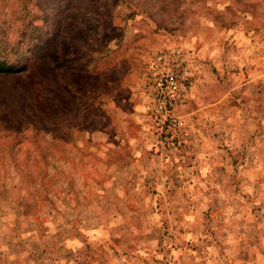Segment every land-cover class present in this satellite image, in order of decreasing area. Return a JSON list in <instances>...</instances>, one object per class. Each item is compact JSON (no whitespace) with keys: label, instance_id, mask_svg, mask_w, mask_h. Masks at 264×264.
Listing matches in <instances>:
<instances>
[{"label":"rangeland","instance_id":"1","mask_svg":"<svg viewBox=\"0 0 264 264\" xmlns=\"http://www.w3.org/2000/svg\"><path fill=\"white\" fill-rule=\"evenodd\" d=\"M0 59V264H264V0H0Z\"/></svg>","mask_w":264,"mask_h":264},{"label":"built area","instance_id":"2","mask_svg":"<svg viewBox=\"0 0 264 264\" xmlns=\"http://www.w3.org/2000/svg\"><path fill=\"white\" fill-rule=\"evenodd\" d=\"M155 91L157 98L165 100L159 104L161 108L171 105V103L179 100L181 97V89L177 86L175 76L171 72L161 75L156 79Z\"/></svg>","mask_w":264,"mask_h":264},{"label":"trees","instance_id":"3","mask_svg":"<svg viewBox=\"0 0 264 264\" xmlns=\"http://www.w3.org/2000/svg\"><path fill=\"white\" fill-rule=\"evenodd\" d=\"M15 70L16 66L14 64H8L5 60L0 59V73L11 74Z\"/></svg>","mask_w":264,"mask_h":264}]
</instances>
